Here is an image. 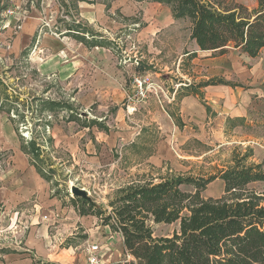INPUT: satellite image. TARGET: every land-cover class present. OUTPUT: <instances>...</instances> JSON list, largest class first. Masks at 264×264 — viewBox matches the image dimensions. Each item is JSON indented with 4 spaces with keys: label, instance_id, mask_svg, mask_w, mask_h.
Listing matches in <instances>:
<instances>
[{
    "label": "rangeland",
    "instance_id": "rangeland-1",
    "mask_svg": "<svg viewBox=\"0 0 264 264\" xmlns=\"http://www.w3.org/2000/svg\"><path fill=\"white\" fill-rule=\"evenodd\" d=\"M76 1L80 0H68V4ZM88 1L110 6L113 2ZM237 1L250 10L256 7V0ZM60 2L64 0H0L4 8L0 10V115L14 123L22 145L36 140L40 157L31 163L45 170L42 175L50 194L57 192L55 197L68 203L65 206L72 207L77 215L73 210L71 214L56 215L51 221L57 223L51 225L50 218L44 217L56 205L47 204L37 211V195L24 203L31 204L30 208L0 203V264H89L87 248L93 244L101 248L100 264L132 261L121 233L111 231L96 216H81L69 204L71 186L84 188L97 206L110 210L109 202L134 181L159 175L213 174L233 164L235 148L243 153L251 149L250 162L264 165V51L253 63V127H248L250 131L243 128L241 135L248 138L242 142H250L231 143L225 132L211 143L192 139L179 144L175 121L168 112L178 113L177 90L181 85L196 83L206 74V68L187 62L185 52L194 42L190 23L175 20L168 6L151 0H128L125 13L108 8L102 22L81 20L72 4L60 16L44 14ZM36 17L40 23L38 42L21 51L15 47V38L23 24ZM66 17L104 34L107 39H98L105 42L104 47L88 48L73 33L64 36ZM45 33L59 42H39ZM226 56L243 58L232 47ZM138 59L142 68H137ZM48 62L57 64L51 74L43 67ZM256 67L259 70L255 73ZM145 75L149 79L142 94L135 78ZM230 82L245 90L252 88L250 82ZM50 100L69 104L73 111L67 107L45 108L42 102ZM132 103L137 110L129 116L128 106ZM94 119L104 120L108 130L91 125ZM123 136L126 141L133 136L134 141L124 144ZM11 154L8 150L0 152V175ZM185 154L190 158H183ZM158 155L164 157L161 163ZM1 183L0 177V187ZM249 187L264 192V182ZM182 188L194 190L190 185ZM210 192L223 195L224 183L223 187L220 182L208 186L203 196ZM178 228V223L156 224L154 235L170 236ZM32 230L40 238L43 253L24 251L28 247L27 234Z\"/></svg>",
    "mask_w": 264,
    "mask_h": 264
},
{
    "label": "trees",
    "instance_id": "trees-1",
    "mask_svg": "<svg viewBox=\"0 0 264 264\" xmlns=\"http://www.w3.org/2000/svg\"><path fill=\"white\" fill-rule=\"evenodd\" d=\"M151 1L170 7L175 20L190 23L191 38L200 51L222 56L232 47L256 58L264 49V0H256L253 10L237 0ZM66 23L70 30L83 29ZM186 57L187 62L193 61L198 53L186 52ZM219 83L226 82L209 80L188 89L203 99L200 87ZM42 103L50 110L67 107L73 111L69 104L55 100ZM90 124L102 126L95 120ZM27 145L22 150L36 163L40 157L36 140ZM251 156V149L243 153L235 148L233 164L213 174L159 175L134 181L109 202L110 210L76 196L69 204L81 216H96L111 231L122 234L133 260L115 264H264V192L249 187L264 182V165L250 162ZM37 170L41 175L45 171ZM217 179L224 183L223 195L203 196ZM184 185L194 190L186 191ZM173 223L179 228L172 235H154L156 224Z\"/></svg>",
    "mask_w": 264,
    "mask_h": 264
},
{
    "label": "crops",
    "instance_id": "crops-1",
    "mask_svg": "<svg viewBox=\"0 0 264 264\" xmlns=\"http://www.w3.org/2000/svg\"><path fill=\"white\" fill-rule=\"evenodd\" d=\"M127 2L128 0H113L112 6H110L103 3L89 2L88 0H80L76 1L75 3L70 2V4H68V0H64V3L60 2L59 6H56L55 4V7L48 8L47 12L45 11L44 14H56L57 16H60L61 11L64 12L65 7H67L68 5L70 8L72 4L74 8L77 9V11L80 13L81 20L102 22L105 17L106 9H111L112 7L114 11L120 10L121 13H125ZM1 9L4 8L0 7V10ZM34 19L31 21H26L23 24L21 31L18 32V36L15 38V47L21 49V51L33 47L36 42H38L37 38L40 25L39 17H36ZM113 22L117 23L115 21ZM66 24L67 23L64 22V27L66 30L64 36H69L70 33H73L75 37L79 38L81 40V43L88 48L104 47L105 42L98 40H102L103 38L107 39L104 34H98V32H95L93 29L88 28L83 23H79V25L83 28L80 31L70 30ZM4 27V30L8 32V26L5 25ZM105 30H107V28ZM89 39H92V41L89 42ZM39 42L46 45L49 44V42L59 41L53 40L50 34L45 33L40 38ZM95 42H97V44L99 45H94ZM188 49H190L188 50L189 52L196 51L198 53V57L195 58L192 62L195 65L206 68V74H202V76L197 78L200 80H198V82L196 83L184 82L183 85L185 88H182L183 85H181V88L177 90V93H180V97L176 103L179 107L178 113L173 114L168 112L169 116L175 121L174 126L176 129L175 136L177 137V141H179V144H185L187 141L194 139L201 142L211 143L213 139L219 138L227 133L229 138L232 140L231 143H249L250 141L242 142V139L248 138L247 136L241 138V135L243 128L250 131L251 129H248V127H253V63H257V59L259 58V56L256 58H251L247 54L242 53L237 49L234 50L238 51L239 54H243L242 59L246 63H243L241 58L240 60L228 58L226 54L222 56H213L212 52L200 51L195 41L193 42L191 47H188ZM263 51L261 52V54L263 53ZM200 57H203V59H201ZM197 60L198 62H196ZM56 65L57 64L54 62H48L47 64H44L43 67L45 69V73H53V69ZM136 65L137 68L143 67V65L141 64V60L139 59L136 60ZM258 70L259 69H257L256 67L255 73L258 72ZM216 78H218L217 80L225 79L226 83L200 87L199 90L203 94V99L198 95L193 94L190 89H188L189 86H197L201 82L204 83L209 80H215ZM233 80L250 82V87L252 88L245 90L240 86H232L230 84V81ZM208 108L210 110H208ZM175 117L178 120H176ZM94 120L97 121L96 119ZM103 121L104 120L97 121L98 124H101L102 126L96 124L94 125L98 126V128H105V130H108V127ZM178 121H180L182 125L179 126ZM13 124L14 123L7 117L3 118L0 115V152L8 150L12 153L6 169L2 171L3 174L0 175L1 181H3L0 187V203H4L5 207H14L19 204L28 202L31 198H33L34 195H37L39 197V200L37 198V204L34 205V207L37 208V211L38 209L47 206V204L56 205L55 209L51 210L50 215L47 214L45 216L48 219L50 218V220L48 221H51V219H53L54 217L57 218L56 215H65L67 213L71 214L72 210L76 214L75 210L72 207L63 205L60 199L55 197L53 194H50L51 190L48 183L44 180V177L37 171V168L31 163V157L23 152L22 142L19 141L16 129L14 128ZM118 137L119 136L113 138H115L116 141ZM123 137L125 141L124 144H128L134 141L133 136H131L130 138L128 137L127 141L125 136ZM113 138L111 137V141H114ZM249 138H251V136ZM224 143L231 144L227 141H225ZM158 158L161 163L164 157H160L158 155ZM183 158H190V155L185 154ZM158 164L159 163H157V165ZM219 182L220 186L223 187V181L220 179L215 180L209 186ZM47 187L49 189L48 192ZM220 196V193L212 194L211 192L207 195V197L214 198H218ZM24 205L30 208L31 204ZM45 217L44 219H47ZM77 218L79 219V217ZM38 223L40 222L38 221ZM56 223L57 222L51 221V225H54ZM44 227L41 230L42 235H44ZM26 230L28 231L29 228L27 227ZM26 230L24 231L25 235L27 233ZM33 230L31 231V233L27 234L26 244L28 247L24 249V251L31 252V249H33L37 253H43V247L40 246L39 242L40 238L38 237L37 239L36 234ZM17 233H21V230ZM40 250H42V252Z\"/></svg>",
    "mask_w": 264,
    "mask_h": 264
},
{
    "label": "built area",
    "instance_id": "built-area-1",
    "mask_svg": "<svg viewBox=\"0 0 264 264\" xmlns=\"http://www.w3.org/2000/svg\"><path fill=\"white\" fill-rule=\"evenodd\" d=\"M65 19V18H64ZM68 23H78L79 24V20H71L68 17H66ZM149 79L148 75L145 76H137L135 78V81L138 83L139 88L141 90V93L144 94L143 91V87L146 83V81ZM135 104H130L128 106V114L129 115H133L135 113V111L137 110V108L134 106ZM133 106V107H131ZM47 218V217H45ZM100 252H101V248L99 245L97 244H93V245H89L87 248V258H88V263L89 264H100Z\"/></svg>",
    "mask_w": 264,
    "mask_h": 264
},
{
    "label": "water",
    "instance_id": "water-1",
    "mask_svg": "<svg viewBox=\"0 0 264 264\" xmlns=\"http://www.w3.org/2000/svg\"><path fill=\"white\" fill-rule=\"evenodd\" d=\"M70 193L72 196L82 197L84 199L91 200V197L89 196L88 192L84 188H80L77 185L71 186Z\"/></svg>",
    "mask_w": 264,
    "mask_h": 264
}]
</instances>
